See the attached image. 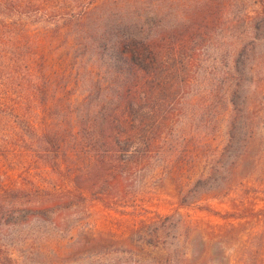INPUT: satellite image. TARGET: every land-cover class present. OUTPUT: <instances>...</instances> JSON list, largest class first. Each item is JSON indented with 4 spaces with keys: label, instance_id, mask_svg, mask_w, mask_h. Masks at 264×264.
Here are the masks:
<instances>
[{
    "label": "rangeland",
    "instance_id": "rangeland-1",
    "mask_svg": "<svg viewBox=\"0 0 264 264\" xmlns=\"http://www.w3.org/2000/svg\"><path fill=\"white\" fill-rule=\"evenodd\" d=\"M97 9L113 12L100 24L112 34L128 23L155 36L185 13L207 21L185 49L168 35L160 87L142 107L149 117L171 106L175 117L124 198L107 205L95 193L62 229L17 226L0 244L18 264H264V10L249 0H108ZM43 28L32 26L34 39Z\"/></svg>",
    "mask_w": 264,
    "mask_h": 264
},
{
    "label": "trees",
    "instance_id": "trees-1",
    "mask_svg": "<svg viewBox=\"0 0 264 264\" xmlns=\"http://www.w3.org/2000/svg\"><path fill=\"white\" fill-rule=\"evenodd\" d=\"M106 2L0 0V241L34 222L62 229L95 193L107 205L124 198L175 117L142 107L160 87L168 35L185 49L207 21L185 13L155 36L128 23L112 34L100 26L112 11L96 13ZM0 264H18L1 244Z\"/></svg>",
    "mask_w": 264,
    "mask_h": 264
}]
</instances>
